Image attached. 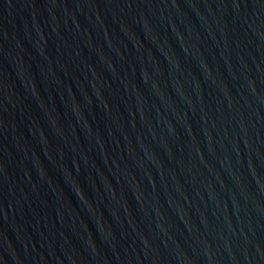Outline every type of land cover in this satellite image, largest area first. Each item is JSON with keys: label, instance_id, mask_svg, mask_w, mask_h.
I'll return each instance as SVG.
<instances>
[{"label": "water", "instance_id": "1", "mask_svg": "<svg viewBox=\"0 0 264 264\" xmlns=\"http://www.w3.org/2000/svg\"><path fill=\"white\" fill-rule=\"evenodd\" d=\"M190 264H264V140Z\"/></svg>", "mask_w": 264, "mask_h": 264}]
</instances>
